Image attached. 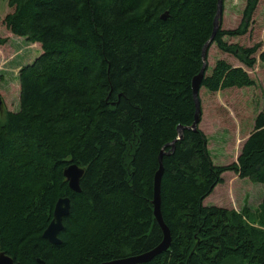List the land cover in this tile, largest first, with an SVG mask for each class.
I'll use <instances>...</instances> for the list:
<instances>
[{
	"label": "trees",
	"instance_id": "trees-1",
	"mask_svg": "<svg viewBox=\"0 0 264 264\" xmlns=\"http://www.w3.org/2000/svg\"><path fill=\"white\" fill-rule=\"evenodd\" d=\"M5 1L7 30L41 52L19 69V109L3 113L0 96V251L15 264H99L157 246L153 174L163 149L160 210L171 241L139 264H264V196L240 211L203 204L223 172L264 182V111L230 164H215L205 133L187 128L217 0ZM258 1L246 0L240 24L219 25L212 41L248 68L260 45L225 37L247 32ZM254 83L217 59L200 87ZM70 163L83 168L80 192L63 175ZM64 196L69 213L54 244L42 232Z\"/></svg>",
	"mask_w": 264,
	"mask_h": 264
},
{
	"label": "rangeland",
	"instance_id": "rangeland-1",
	"mask_svg": "<svg viewBox=\"0 0 264 264\" xmlns=\"http://www.w3.org/2000/svg\"><path fill=\"white\" fill-rule=\"evenodd\" d=\"M246 0H223L220 25L222 28H235L242 20ZM11 11L7 1L0 0V37L7 40L0 44V96L2 112L19 109L20 84L19 69L34 60L40 52L39 43H31L24 37L13 35L3 23V18ZM245 34L225 37L228 43L252 46L258 43L255 54L256 64L245 67L234 55L221 51L215 43L207 50V73L211 72L217 59H224L233 66H242L255 82L253 86L232 87L210 92L199 89L201 119L199 128L208 138V148L212 161L217 165L236 161L243 141L253 127L257 113L264 111V0H259L250 16ZM223 182L203 200L204 205H216L240 211L244 205L256 208L264 196V182L254 183L240 178L233 171L222 173Z\"/></svg>",
	"mask_w": 264,
	"mask_h": 264
},
{
	"label": "water",
	"instance_id": "water-1",
	"mask_svg": "<svg viewBox=\"0 0 264 264\" xmlns=\"http://www.w3.org/2000/svg\"><path fill=\"white\" fill-rule=\"evenodd\" d=\"M222 3H223V0H217V9H216V13H215L214 20H213V31L209 39L205 42L202 48L201 58H202L203 64L200 69L201 71H199L198 74L192 78V94H193V99L195 102V114H194V120L192 124L187 127L188 129H196L199 122H201L200 116H201L202 108L200 107L199 89H200L201 80H202L205 67H206V61H205L206 52H207L208 47L213 41L216 30L218 29L220 25V16L222 13ZM165 15L166 14H164L163 17H165ZM184 128H185L184 126H179L177 128V137L167 145H170L173 147L175 140L181 138L182 130ZM163 152L164 151L162 149L158 156L159 168L157 169L155 174H153L154 175L153 176V187L154 188H153V199H152L154 217L159 227L161 228L162 234H163V237L161 238L162 239L161 242L157 246L153 247L152 249L146 252L133 255V256H127V257H123L119 259H113L110 261L101 262L99 264H139V263H143V262H147L151 260L153 257L156 256V254H159L165 251L166 249H168L170 245V241H171L170 232H169V228L167 227L168 225H166L165 222L163 221L161 210H160V203H161L160 185H161V174L163 170L161 159H162ZM82 174H83V168L79 167L78 165H75V163H70L64 168L63 175L68 182V186L70 190H72L73 192H80L81 189L79 186V182H80ZM69 203H70V199L68 196L59 197L57 201L55 202L53 212H52V218L49 221L46 228L42 232V237L47 239L51 243L60 244L61 242L60 238L58 237V234L63 228V218L69 213V208H70ZM39 262L42 263L41 260H39ZM0 264H15V263L8 254H6L4 251H0Z\"/></svg>",
	"mask_w": 264,
	"mask_h": 264
},
{
	"label": "bare ground",
	"instance_id": "bare-ground-1",
	"mask_svg": "<svg viewBox=\"0 0 264 264\" xmlns=\"http://www.w3.org/2000/svg\"><path fill=\"white\" fill-rule=\"evenodd\" d=\"M192 88V87H191ZM195 103V102H194ZM50 242V241H49Z\"/></svg>",
	"mask_w": 264,
	"mask_h": 264
},
{
	"label": "crops",
	"instance_id": "crops-1",
	"mask_svg": "<svg viewBox=\"0 0 264 264\" xmlns=\"http://www.w3.org/2000/svg\"><path fill=\"white\" fill-rule=\"evenodd\" d=\"M209 149V148H208ZM216 186H218V185H216Z\"/></svg>",
	"mask_w": 264,
	"mask_h": 264
}]
</instances>
